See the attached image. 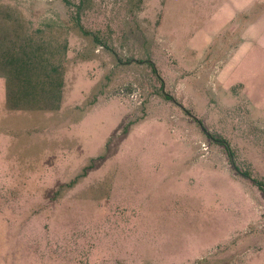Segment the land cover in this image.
Returning a JSON list of instances; mask_svg holds the SVG:
<instances>
[{
	"label": "rangeland",
	"instance_id": "rangeland-1",
	"mask_svg": "<svg viewBox=\"0 0 264 264\" xmlns=\"http://www.w3.org/2000/svg\"><path fill=\"white\" fill-rule=\"evenodd\" d=\"M258 7L0 0V50L40 47L63 84L16 107L0 66V264H264V108L234 88Z\"/></svg>",
	"mask_w": 264,
	"mask_h": 264
},
{
	"label": "trees",
	"instance_id": "trees-1",
	"mask_svg": "<svg viewBox=\"0 0 264 264\" xmlns=\"http://www.w3.org/2000/svg\"><path fill=\"white\" fill-rule=\"evenodd\" d=\"M78 21L79 19L76 17V24L80 25ZM79 28L80 30H84L81 26ZM63 48L66 49V44L63 45ZM14 52L13 55L4 60L8 101L16 107L22 106L21 104H24V106L25 104H33L44 108L58 106L63 86L62 75L56 67L51 65L48 53L44 52L40 47H35L34 44L29 43L21 47L20 51L17 48ZM147 63L155 73V76L159 78L153 62L148 61ZM160 81L162 86L163 81L161 79ZM161 94L164 98H169L168 95L164 94L163 88ZM228 155L231 162H233L229 152ZM239 173L247 176L243 172ZM254 182L264 195V183L255 180Z\"/></svg>",
	"mask_w": 264,
	"mask_h": 264
},
{
	"label": "crops",
	"instance_id": "crops-1",
	"mask_svg": "<svg viewBox=\"0 0 264 264\" xmlns=\"http://www.w3.org/2000/svg\"><path fill=\"white\" fill-rule=\"evenodd\" d=\"M248 4L247 1L236 3L238 12L245 13ZM258 8L255 16L242 28L240 39L234 47V88L244 104L261 109L264 108V0H261V8ZM13 53V45L6 46L5 51L0 50V66L4 68V60ZM228 58L221 63L222 66ZM2 75L6 91V74Z\"/></svg>",
	"mask_w": 264,
	"mask_h": 264
}]
</instances>
